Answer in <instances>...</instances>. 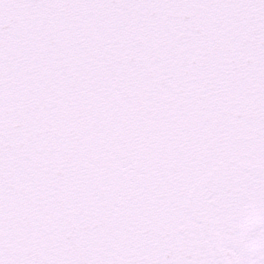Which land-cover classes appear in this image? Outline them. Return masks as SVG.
I'll list each match as a JSON object with an SVG mask.
<instances>
[{
    "label": "snow or ice",
    "instance_id": "6c2138e0",
    "mask_svg": "<svg viewBox=\"0 0 264 264\" xmlns=\"http://www.w3.org/2000/svg\"><path fill=\"white\" fill-rule=\"evenodd\" d=\"M0 264H264V0H0Z\"/></svg>",
    "mask_w": 264,
    "mask_h": 264
}]
</instances>
